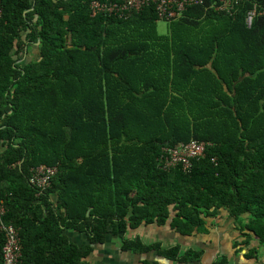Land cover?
Masks as SVG:
<instances>
[{
  "label": "trees",
  "instance_id": "trees-1",
  "mask_svg": "<svg viewBox=\"0 0 264 264\" xmlns=\"http://www.w3.org/2000/svg\"><path fill=\"white\" fill-rule=\"evenodd\" d=\"M92 1L0 0V204L19 264H95L109 241L195 263L202 249L137 232L192 235L221 210L240 223L241 249L264 245V0H187L170 19L153 3L93 15ZM32 45L39 57L22 60ZM191 142L204 155L167 167L163 148ZM40 167L58 170L41 193ZM4 241L0 230V264Z\"/></svg>",
  "mask_w": 264,
  "mask_h": 264
},
{
  "label": "crops",
  "instance_id": "crops-1",
  "mask_svg": "<svg viewBox=\"0 0 264 264\" xmlns=\"http://www.w3.org/2000/svg\"><path fill=\"white\" fill-rule=\"evenodd\" d=\"M30 48L29 54L38 52L39 55L38 46L32 45ZM21 55L22 60L29 62L28 58L26 59L25 51ZM240 227V223L230 216L228 211L221 210L217 216L208 218L206 228L197 230L192 235H183L176 228L173 229L171 224L143 226L137 233L148 242L159 241L167 247L180 244L185 250L189 247L202 249L204 251L202 259L190 264H215L223 255L228 259L226 264H264V245L260 243L258 238L255 237L249 247L241 249L242 245L239 242L243 237ZM65 234L69 235L71 243L78 246L89 243L87 235L83 232L69 233L66 231ZM251 247L258 248V258L245 257ZM160 258L153 255L140 256L122 253L119 247L109 241L105 245L97 246L96 251L88 258V261L95 264H140L141 259H146L151 263L156 261L161 264H178L172 261L167 263Z\"/></svg>",
  "mask_w": 264,
  "mask_h": 264
},
{
  "label": "built area",
  "instance_id": "built-area-1",
  "mask_svg": "<svg viewBox=\"0 0 264 264\" xmlns=\"http://www.w3.org/2000/svg\"><path fill=\"white\" fill-rule=\"evenodd\" d=\"M187 0H93L91 3L92 14H110L122 13L121 16H127L128 12L139 11L143 7L155 4L159 11V16L170 19L175 12L184 8ZM229 5L230 0H224ZM2 11L0 10V16ZM251 23V18L249 19ZM206 146L203 143L191 142L180 144L175 147H164L163 153L166 155V166L183 165L185 168H191L192 159L200 158L204 155ZM56 168L40 167L34 171L32 183L39 190V193L50 185L51 180L57 175ZM5 208L0 204V230L4 235V245L2 248V264H19L21 258V245L18 229L11 225L4 224L2 217Z\"/></svg>",
  "mask_w": 264,
  "mask_h": 264
},
{
  "label": "rangeland",
  "instance_id": "rangeland-1",
  "mask_svg": "<svg viewBox=\"0 0 264 264\" xmlns=\"http://www.w3.org/2000/svg\"><path fill=\"white\" fill-rule=\"evenodd\" d=\"M158 30L162 34L163 33H168V22L166 20H159L158 21ZM26 56H27L26 59L28 58L27 59L28 61H31V58L37 59L39 57L38 52H36V54L32 53V54H28Z\"/></svg>",
  "mask_w": 264,
  "mask_h": 264
},
{
  "label": "water",
  "instance_id": "water-1",
  "mask_svg": "<svg viewBox=\"0 0 264 264\" xmlns=\"http://www.w3.org/2000/svg\"><path fill=\"white\" fill-rule=\"evenodd\" d=\"M37 44H39V43H37ZM90 214V211H88V215ZM160 260H162V261H164V262H167V263H169V259H167V258H160Z\"/></svg>",
  "mask_w": 264,
  "mask_h": 264
}]
</instances>
